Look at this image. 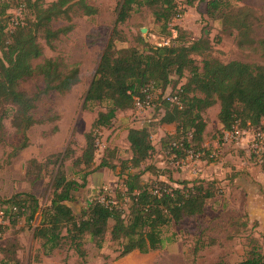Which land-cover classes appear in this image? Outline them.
I'll use <instances>...</instances> for the list:
<instances>
[{"label": "trees", "instance_id": "16d2710c", "mask_svg": "<svg viewBox=\"0 0 264 264\" xmlns=\"http://www.w3.org/2000/svg\"><path fill=\"white\" fill-rule=\"evenodd\" d=\"M177 1H118L116 23L83 103L86 110L93 111L97 106L102 109L84 135L81 153L76 155L73 133L64 150L47 158V163L37 158L27 161L25 173L32 182L44 178L45 170L53 164L50 203L42 205L40 198L28 191L9 197L0 193L2 236L9 226L24 218L32 227L33 237L41 240L39 254L72 250L80 264H87L88 242L98 249L110 243L117 252L113 260L134 251L146 254L162 248L170 240L167 232L173 224L204 213L209 200L217 195L215 183L205 179H160L157 167L149 163L156 146L147 127H129L130 158L118 165L111 161L115 151L107 149L100 164H96L97 141L102 130L110 129L123 111L136 108L138 100L149 102L157 89L163 93L171 87L169 96H177L180 102L177 105L166 97L161 119L176 124L175 133L168 137L170 141H162L163 149H169L176 158H184L188 150L204 153L208 125L205 112L216 104L220 105L217 116L225 131L250 127L264 130V64L241 60L223 62L212 56L209 39H192L188 30L180 26L175 28L176 37L166 44H153L141 35L131 41L120 28L135 12L148 8L161 30L171 35L168 26L183 15ZM194 1L188 3L192 5ZM23 5L29 11L24 19L21 16ZM15 9H19V14L14 25ZM98 12V6L89 0L0 1V146L12 147L5 165L29 146L28 132L34 125L53 120V117H37L38 102L53 93L71 92L81 80L79 64L69 62L61 53L46 57L45 47L56 50V42L74 28L76 17ZM207 14L219 20L225 30L237 33L241 50L264 59V30L259 34V28L264 27V17L254 7L234 5L231 0H209ZM57 22L62 24L55 27ZM129 41L128 46H117L118 42ZM186 72L189 73L187 80L181 83ZM37 77L43 81L42 87L34 90L26 86ZM51 116L59 118L56 113ZM7 120L19 137L18 143L9 140ZM258 158L264 171V150ZM67 160H72L79 168L80 179L68 176ZM99 168L117 171L121 187L115 189L114 194L94 199L77 213L69 203L78 199L81 190L87 189L88 177ZM146 173L155 177L144 180ZM241 224L247 233L245 258L237 264H264V244L260 236L247 222ZM239 232L237 230V234ZM19 249L17 242L12 241L0 247V264L21 261ZM103 257L110 260L106 259L109 256ZM35 259L39 261L40 255Z\"/></svg>", "mask_w": 264, "mask_h": 264}, {"label": "rangeland", "instance_id": "374dc122", "mask_svg": "<svg viewBox=\"0 0 264 264\" xmlns=\"http://www.w3.org/2000/svg\"><path fill=\"white\" fill-rule=\"evenodd\" d=\"M89 1L98 6L99 12L91 16L76 17L74 28L56 42V50L45 47L46 57L61 53L69 62L79 64L80 82L69 93H53L38 102L35 109L37 117H53V120L37 123L29 130V146L13 158L10 164L4 163L12 147L0 146V193L5 197L28 191L39 197L42 205H48L51 197L49 185L54 166L50 164L45 170L47 175L32 182L25 173L27 161L37 158L44 164L47 163V158L64 150L73 133L76 140V155H79L85 144L84 135L90 130L98 110L102 109L101 106H97L93 111L86 110L83 103L103 48L116 23L119 0ZM188 1H177L183 15L168 26L171 35L161 30V26L154 21L148 8L135 12L127 22L120 25V28L131 41L136 35H141L153 44H166L176 37L175 28L180 26L188 30L192 39L201 37L209 39L212 56L223 62L241 60L264 64V59L258 54L238 47L236 32L225 30L219 20L208 16L209 0H195L192 5ZM231 1L234 5H250L264 17V0ZM21 8V16L24 19L29 11L24 5ZM17 10L19 11L15 9ZM61 24L62 22H57L54 25L57 27ZM142 28L147 29L146 34L142 33ZM263 30L264 27H260L259 34L262 35ZM131 41L118 42L117 46H128ZM188 75L186 72L181 83L186 82ZM26 86L35 90L43 86V81L37 77L28 81ZM171 92V87L163 93L157 89L152 93L149 102H142L141 106L123 111L120 114L121 120L117 118L110 129L102 130L97 141L96 164H100L107 149L115 151V157L111 161L118 165L122 160L130 158L127 135L129 127L134 123L139 127L149 128L152 133L156 151L149 163L157 167L160 179L168 180L172 177L174 180L213 181L217 187V195L209 200L204 213L197 218H187L173 224L167 232L170 240L166 241L162 248L146 254L135 251L113 260L117 252L110 243L98 249L93 243L88 242L87 264H121L122 260H128L130 264H237L245 258L247 233L242 227L243 222L248 223L264 244V171L260 166L259 155L257 156L251 148L252 138H247L248 135L239 130V140L231 138L225 140L227 131L223 129L218 119L220 108L219 104H216L205 112L208 125L204 134L205 150L202 153V160H188L186 156L176 158L175 154L169 149L164 150L162 146V141H170L169 135L176 131L175 123L161 120L165 113L163 101ZM54 113L59 115V118L51 116ZM6 126L11 133L10 142L18 143L19 137L14 134L9 120L6 121ZM246 131L257 133L264 130L250 127ZM262 146L264 150V141ZM65 170L70 178L80 179L79 168L73 165L72 160L65 162ZM154 177L153 174L146 173L143 178L148 180ZM121 184L117 171L99 168L88 177V188L81 190L77 194L78 199L69 204L78 213L94 199L102 198L107 193L114 194V190L121 187ZM255 223L258 224L254 227ZM237 230L240 231L238 234ZM8 241L17 242L18 249L20 248L18 255L22 259L12 264H80L78 256L72 250L55 251L53 255L43 257L42 261H33V257L37 258L40 255L38 245L41 240L33 237L32 227L24 218L18 224L9 226L0 239V247L7 245ZM213 241L215 242L212 243ZM104 255L109 256L106 259L110 260H105Z\"/></svg>", "mask_w": 264, "mask_h": 264}, {"label": "built area", "instance_id": "2783aa9c", "mask_svg": "<svg viewBox=\"0 0 264 264\" xmlns=\"http://www.w3.org/2000/svg\"><path fill=\"white\" fill-rule=\"evenodd\" d=\"M13 13L15 14V16H14V25H15L18 22L19 11L18 10L17 11L14 10ZM12 27H13V25H12ZM167 99L170 100L172 103H175L177 105L180 104L179 99L177 98V96H167ZM142 102L143 101L138 100V102L136 104V107L138 105L141 106ZM225 133H226L225 137H224L225 140H227L229 138H231V139H238L239 138V135H238L239 134V129H234V130H231L230 132L227 131ZM263 141H264V131H258L257 133H253L252 142H251V148H252L253 152L257 156L260 155V153H261V150L263 148V146H262ZM186 158L188 160L192 159V160H195V161H201L202 160V153L201 152H196V151H193V150H188ZM0 215H1V212H0ZM1 238H2V234L0 232V239Z\"/></svg>", "mask_w": 264, "mask_h": 264}, {"label": "crops", "instance_id": "0c3cea01", "mask_svg": "<svg viewBox=\"0 0 264 264\" xmlns=\"http://www.w3.org/2000/svg\"><path fill=\"white\" fill-rule=\"evenodd\" d=\"M219 108H220V105H219ZM119 118H120V120H121V117L119 116ZM117 121V119L115 120V122ZM130 127H139L138 125H136V124H132ZM243 134H247L248 136H247V138L249 137V138H252L253 137V133L252 132H249V131H246V130H244L243 131ZM96 173V172H95ZM88 188V187H87ZM38 248H39V245H38ZM32 249V248H31ZM29 251L28 252H30V247H29V249H28ZM0 255H1V252H0ZM29 255H30V253H29ZM53 255V254H52ZM2 256V255H1ZM45 256H48V255H45V254H43V252H41V254H40V260L39 261H42L43 260V257H45ZM18 257L20 258V260L22 261V259H21V257L18 255ZM0 259H1V257H0ZM33 261H36V259L33 257ZM90 261V260H89ZM123 261V263H121V264H130L129 262H128V260H122Z\"/></svg>", "mask_w": 264, "mask_h": 264}, {"label": "water", "instance_id": "95a60500", "mask_svg": "<svg viewBox=\"0 0 264 264\" xmlns=\"http://www.w3.org/2000/svg\"><path fill=\"white\" fill-rule=\"evenodd\" d=\"M146 32H147V29H146V28H142V33H143V34H146ZM134 252H135V251H134ZM131 253H132V252H131ZM129 254H130V253H129ZM129 254H128V255H129ZM126 256H127V255H126Z\"/></svg>", "mask_w": 264, "mask_h": 264}]
</instances>
